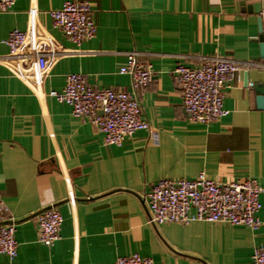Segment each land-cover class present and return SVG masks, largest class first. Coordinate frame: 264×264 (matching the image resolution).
Segmentation results:
<instances>
[{
	"label": "crops",
	"instance_id": "crops-1",
	"mask_svg": "<svg viewBox=\"0 0 264 264\" xmlns=\"http://www.w3.org/2000/svg\"><path fill=\"white\" fill-rule=\"evenodd\" d=\"M65 1L17 0L0 11V197L19 241L17 257L0 253V264H114L136 252L155 264H250L264 246V192L257 228L154 224L144 195L158 179L201 172L220 182L253 177L264 187V0H88L97 33L80 45L53 25L50 11ZM31 7L64 51L39 86L13 72L5 43L12 30L28 29ZM129 51L142 53L154 71L137 91L150 127L106 145L102 132L50 93L73 72L95 88L132 91L130 76L119 72ZM213 56L240 66L224 101L229 114L194 122L173 71ZM49 206L64 218L52 246L39 241L36 220Z\"/></svg>",
	"mask_w": 264,
	"mask_h": 264
},
{
	"label": "built area",
	"instance_id": "built-area-1",
	"mask_svg": "<svg viewBox=\"0 0 264 264\" xmlns=\"http://www.w3.org/2000/svg\"><path fill=\"white\" fill-rule=\"evenodd\" d=\"M17 0H0V11H9ZM92 3L88 0H68L60 8L50 11L54 27L60 29L73 43L80 45L96 36L97 25L92 18ZM29 27L14 29L5 43L10 48L12 70L32 85H42L57 60L64 55L58 42L44 32L39 24V9H29ZM264 16V4L260 12ZM127 62L119 67L121 74L131 78L132 91L112 87L95 88L83 73L66 76L61 90L51 95L68 104L75 117L92 123L104 135L106 145H122L133 133L148 129L149 122L137 91L144 90L153 81L154 71L142 53L129 51ZM239 63L228 57H204L198 66L178 63L173 78L183 98L189 118L194 122L211 123L229 114L224 105ZM252 85V84H251ZM264 187L253 177L220 182L201 172L195 178H161L144 195L150 211V222L191 223L195 221L224 222L257 228L261 221V195ZM71 201L75 202L73 192ZM11 220V221H10ZM39 241L52 246L60 239L64 218L54 206L36 214ZM0 253L15 259L19 253L16 224L0 197ZM114 264H155L140 253L120 256ZM250 264H264V246L255 249Z\"/></svg>",
	"mask_w": 264,
	"mask_h": 264
},
{
	"label": "water",
	"instance_id": "water-1",
	"mask_svg": "<svg viewBox=\"0 0 264 264\" xmlns=\"http://www.w3.org/2000/svg\"><path fill=\"white\" fill-rule=\"evenodd\" d=\"M261 17H260V41H261V56L264 57V37L262 33V23H261ZM262 95L258 96V106L259 108L264 109V90L261 91Z\"/></svg>",
	"mask_w": 264,
	"mask_h": 264
}]
</instances>
